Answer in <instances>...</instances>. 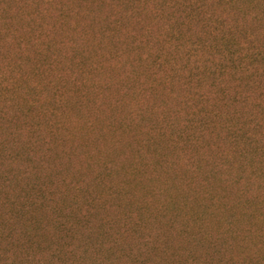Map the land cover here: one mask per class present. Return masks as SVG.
<instances>
[{"label":"rangeland","instance_id":"obj_1","mask_svg":"<svg viewBox=\"0 0 264 264\" xmlns=\"http://www.w3.org/2000/svg\"><path fill=\"white\" fill-rule=\"evenodd\" d=\"M230 34L262 55L264 1L0 0V264H264V55Z\"/></svg>","mask_w":264,"mask_h":264},{"label":"trees","instance_id":"obj_2","mask_svg":"<svg viewBox=\"0 0 264 264\" xmlns=\"http://www.w3.org/2000/svg\"><path fill=\"white\" fill-rule=\"evenodd\" d=\"M264 1V0H263ZM199 8L202 7V5H198ZM227 26V20L224 17H220L217 20V29L221 30L222 32L224 31V29ZM236 31H240L242 30L241 26H236L234 27ZM233 34H230V37L227 38H222L223 43L222 45L224 46V49H226L225 51L227 52L225 59H227L229 57L230 61L239 66L244 68L246 71H249L250 68H252V66L256 63H258V61H260L263 58L264 53H259V51L252 46L251 49H248V54L245 55V57H241L239 56V54L236 53V51L233 49L236 47V41L235 39L232 37ZM249 43H252L249 42ZM199 48V45L197 43H192L191 46L189 47V51L191 54H193L195 52L196 49ZM224 50L222 49V52ZM262 56V57H261ZM261 57V58H260ZM260 58V59H259ZM223 59L219 61V63H216V69H215V74H217L218 72V76L216 77V80L220 82L221 77L223 75V73L225 72V66L222 64ZM255 66V65H254Z\"/></svg>","mask_w":264,"mask_h":264}]
</instances>
